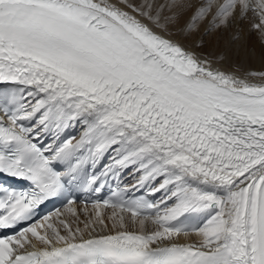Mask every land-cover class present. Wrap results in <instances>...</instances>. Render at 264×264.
<instances>
[{"label":"snow or ice","instance_id":"snow-or-ice-1","mask_svg":"<svg viewBox=\"0 0 264 264\" xmlns=\"http://www.w3.org/2000/svg\"><path fill=\"white\" fill-rule=\"evenodd\" d=\"M249 14L264 43V0H0V264H264V71L196 51Z\"/></svg>","mask_w":264,"mask_h":264},{"label":"bare ground","instance_id":"bare-ground-1","mask_svg":"<svg viewBox=\"0 0 264 264\" xmlns=\"http://www.w3.org/2000/svg\"><path fill=\"white\" fill-rule=\"evenodd\" d=\"M250 19H251V15L249 14V17H247L246 19L236 22V24H233L232 28L230 26L229 31L227 29L226 31L224 30L222 34V38L218 46L215 43V34L204 37V47L200 49H196V51L198 53H203L209 56H213L215 55L217 51L225 50L229 46L235 49V47L239 45L241 49V55L239 57H232L231 59H229L228 61H225L222 64L213 63V67H219L226 72H228L227 70L229 71L237 70L236 72L233 71L230 73H233L235 75L242 76V77H244L245 76L244 74L248 72L264 71V43L261 42L258 33L254 31H250L249 29ZM235 27L236 28L242 27V28L241 30H239L240 28L238 29L239 30V40L233 43L229 40V37L234 33ZM202 28H203V25H201V29ZM245 32L248 33L247 37L244 36ZM173 38H175L180 43L185 45V47L190 46V42L184 41L179 36H173ZM246 78L253 82H260L258 81L260 80L259 77L247 76ZM102 211L105 217H107L108 215L111 214L112 209H105V210L102 209ZM93 214H94V209L90 208L84 214L79 215L81 220H79L77 223L73 222V220L76 219V216H73V215L68 216V221L72 225V227H77V226L83 227V224L81 222ZM125 216L127 220L128 214L125 213ZM154 228H155L154 225L146 224L145 231H151V230H154ZM128 230L129 231H139L140 230L139 225L138 224L132 225L131 223H129ZM190 238L193 239L196 237L181 236L179 240L185 241V240H189Z\"/></svg>","mask_w":264,"mask_h":264},{"label":"rangeland","instance_id":"rangeland-1","mask_svg":"<svg viewBox=\"0 0 264 264\" xmlns=\"http://www.w3.org/2000/svg\"><path fill=\"white\" fill-rule=\"evenodd\" d=\"M245 19H246V18H245ZM233 24H236V22H233V23L230 25L231 28H232ZM230 26L227 28L228 31H229ZM239 28H240V29H239ZM239 28H238V27H237V28L235 27V28H234V32H237V31L239 32V30H241L242 27H239ZM238 29H239V30H238ZM225 31H226V29H225ZM244 36L247 37V36H248V33L245 32ZM205 37H206V36H205ZM233 71L236 72L237 70H233Z\"/></svg>","mask_w":264,"mask_h":264}]
</instances>
